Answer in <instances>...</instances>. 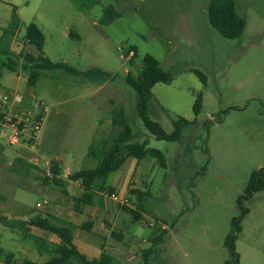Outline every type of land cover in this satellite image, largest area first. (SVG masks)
I'll return each mask as SVG.
<instances>
[{
	"label": "rangeland",
	"instance_id": "374dc122",
	"mask_svg": "<svg viewBox=\"0 0 264 264\" xmlns=\"http://www.w3.org/2000/svg\"><path fill=\"white\" fill-rule=\"evenodd\" d=\"M234 1L246 27L241 37L230 40L210 24L211 0H0V27L8 26L13 9L21 22L12 41L15 53L38 55L24 41L26 27L35 23L45 35V57L91 73L86 78L61 70L43 72L32 88L22 68L2 72L1 94L18 91L27 107L38 102L47 110L36 151L23 145L26 139L9 146L5 133L10 131L0 128V214L9 209L18 210L20 217L38 213L36 204L46 196L42 181L55 191L62 189L46 184L54 162L72 172L98 163L91 149L98 153L105 143L110 147L119 130L113 126L100 144L98 128L115 108H123L133 142L161 151L167 163L164 169L149 158L148 179L138 185L146 194L144 201L131 197L142 213L133 228L153 238L144 245L141 261L131 264H144L149 249L154 253L148 264H228L227 238L243 209L248 214L235 242L239 264H264V190L241 206L238 202L252 174L264 168V0ZM110 6L120 17L104 25V10ZM146 55L173 75L170 84L154 86L149 118L167 133L174 131L179 117L197 119L179 142L157 140L136 113L137 94L126 78L141 74ZM37 152L42 160L36 156L40 160L30 162L28 156ZM134 163L129 158L107 184L117 186L116 180L132 171ZM0 234L17 231L0 224ZM157 237L158 246L153 242ZM8 243L17 253L19 242Z\"/></svg>",
	"mask_w": 264,
	"mask_h": 264
},
{
	"label": "trees",
	"instance_id": "16d2710c",
	"mask_svg": "<svg viewBox=\"0 0 264 264\" xmlns=\"http://www.w3.org/2000/svg\"><path fill=\"white\" fill-rule=\"evenodd\" d=\"M208 16L210 24L226 39H237L242 36L245 30L246 20L239 15L234 0H211L208 7ZM119 17L120 14L115 7L110 6L104 10L103 23L104 25H109ZM19 28V17L16 11H13L11 23L9 27L4 30L3 36L0 39V62L2 68L8 71L17 72L22 68L27 72L28 86L34 88L43 72L55 70H61L71 75L83 76L86 78L91 76L90 72H79L68 64L53 63L46 58L43 53L45 35L35 23H31L26 27L24 41L26 45L36 50L38 56L35 57L29 52L15 53L12 50V41L19 31ZM70 36L75 39H80V37L73 32H70ZM196 73L201 77L203 82L206 83V77L199 71H196ZM172 80V73L165 70L160 62L151 55H146L144 57L143 70L138 77L128 74L126 78L127 84L134 89L137 94L136 113L143 121L146 129L159 141L179 142L182 139L185 129L194 126L197 123V119L191 121L179 117L174 121V131L172 133H167L159 123L152 121L148 116V106L150 100L153 98L152 90L154 86L157 84H170ZM201 107L202 96L200 95L194 105L196 117L199 116ZM112 117L113 126L119 129L113 138L112 145L107 147L105 143L103 150L98 153L92 149L90 151V156L98 161V166L95 169L82 170L67 176L71 181L81 182L85 189L84 196L79 200L77 199V201L86 204L90 203L93 199L95 185L99 181L105 182L110 174L121 170L129 158H133L139 162L151 156L157 159L164 169L167 168L165 156L161 151L148 148L145 142H133V130L123 108H115L112 111ZM63 172L64 169L61 168L57 162H54L51 167L52 176L46 178V184L52 183L54 186L63 188L64 181L60 178ZM262 190H264V168L252 174L245 194L241 196L238 201L239 205L241 206L244 200L252 198L255 193ZM130 196H136L139 202L142 203L146 194L138 189H132L130 190ZM124 210L129 213L135 221L141 220L140 212L129 207H124ZM246 214H248V210L243 209L241 216L232 221L231 233L227 238L232 261L228 262V264H239L240 262V255L236 252L235 242L241 231V220ZM1 222L11 229L24 230L27 226H34L59 237L61 244L53 250L55 256H53L51 261L44 264H67L71 261L76 264H111L109 262L110 258L107 257V255H103L99 261H89L84 255L80 254L73 243V234L70 227L51 225L47 219H43L41 216H36L28 222L10 223L6 219H1ZM160 240L161 237H157L153 242L158 246ZM153 253L154 249L145 251L144 264H148L149 258ZM3 258L10 259L11 255L7 254L5 250L0 247V260ZM24 264L35 263L27 261Z\"/></svg>",
	"mask_w": 264,
	"mask_h": 264
},
{
	"label": "crops",
	"instance_id": "0c3cea01",
	"mask_svg": "<svg viewBox=\"0 0 264 264\" xmlns=\"http://www.w3.org/2000/svg\"><path fill=\"white\" fill-rule=\"evenodd\" d=\"M13 11L16 10L13 9L10 14L11 20ZM10 23L7 27H0V29H3V32H1L0 35V39L3 36L4 30L9 27ZM0 69L1 78L2 72L6 71V69L2 68L1 62ZM18 72H20V69L18 70ZM25 73L27 74L25 82L28 84V73ZM11 93L19 92L14 91ZM2 95L3 94L0 93V97ZM45 113L46 112L43 113V123L45 120ZM112 118V113H110L107 116V121L100 124L96 135V141L98 143H105L110 133L113 131ZM0 128L3 129L6 127L1 126ZM22 143L23 145L26 144L24 146L27 147L28 150L30 149L27 146L28 143L26 142V140ZM38 146L39 142L36 149L38 148ZM2 147L3 146L0 143V149ZM36 149H33V151H36ZM31 150L32 149H30V151ZM20 152H25V150L22 149L17 152L15 154L17 158L18 156H20ZM3 156L5 157V155ZM36 156L40 157V159L42 158L39 152H37V154L34 156H28L30 162H33L35 160L39 161L40 159H38V157ZM149 158L157 161V159L151 156H148L147 158L139 162L136 160V163H134L133 166L134 169L132 171H129L125 174L123 173L117 180L115 179V183H118L117 186H115L114 184L110 186L107 184V181H99L95 185V188L93 190V199L88 204L77 201V199H81L85 194V189L82 186L81 182H74L67 179V176L69 174L79 171L72 172L69 168L66 169L65 167H63L64 177L61 176L60 178L64 181V187L60 189V191L51 189L42 181L43 190L46 194L45 198H43V201L46 200L49 202L47 206L38 209L37 204L40 203V201H38L36 204V210L38 211V213L28 215L25 213L21 217L16 216L19 215L18 210L17 212L11 209L6 210L7 214H0V224L4 225L1 222V219H6L10 223H20L28 222L36 216H41L43 219H47V221L51 225H55L58 227H70L72 230L73 243L75 247L77 248L79 253L84 255L89 261H99L103 255H107V257L110 258L109 262L111 264H131L132 262L138 263L141 261V256L143 255L142 251H144L145 249L144 245L146 243H149L153 238L142 237L139 234V231L133 228L135 226V220L131 215L127 214V212L124 210V207H129L140 212L137 207L132 204L130 190H140L138 188V185H145L148 179L146 172L148 165L145 164ZM97 166L98 163L94 162L91 163V168L83 170L95 169ZM121 170H119L118 172H120ZM66 172H68V174H66ZM49 173L51 174V170L47 171V177ZM113 193L119 195L120 197H127L129 199V205L122 206L113 201L111 199V195ZM11 231H17V234L6 236L0 234L2 237V240L0 241V247L4 249L7 254L11 255L10 259H1L0 264H24L27 261L35 264H44L51 261L53 256H55L53 250L61 244V240L59 237H57L53 233L47 232L34 226H27L24 230L11 229ZM15 241L19 242L20 245L17 253L8 249V242L14 243ZM67 264L76 263L71 261Z\"/></svg>",
	"mask_w": 264,
	"mask_h": 264
},
{
	"label": "built area",
	"instance_id": "2783aa9c",
	"mask_svg": "<svg viewBox=\"0 0 264 264\" xmlns=\"http://www.w3.org/2000/svg\"><path fill=\"white\" fill-rule=\"evenodd\" d=\"M36 106L27 107L25 97L19 93H6L0 97V127H6L10 133H5L9 145H20L26 138L28 147L36 149L43 125V113L47 108L43 103H36ZM51 174H48L50 177ZM111 199L122 206L129 205L127 197H120L113 193ZM49 204L44 200L37 204V208H43Z\"/></svg>",
	"mask_w": 264,
	"mask_h": 264
}]
</instances>
